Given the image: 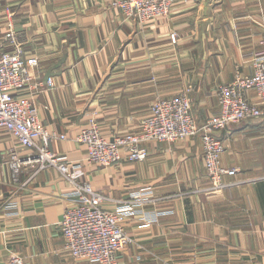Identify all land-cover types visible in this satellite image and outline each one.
Segmentation results:
<instances>
[{"label":"crops","instance_id":"obj_1","mask_svg":"<svg viewBox=\"0 0 264 264\" xmlns=\"http://www.w3.org/2000/svg\"><path fill=\"white\" fill-rule=\"evenodd\" d=\"M110 1L0 0V36L11 25L38 59L18 94L32 99L49 132L65 135L49 149L70 163L87 154L74 138L92 116L113 139L137 132L157 99L187 92L203 122L218 110L219 85L250 74L252 58L264 52V0H177L167 18L143 25ZM217 138L221 164L238 169L219 192L207 191L199 136L144 142L142 161L84 163L104 208L134 193L145 198L122 223L131 242L118 264H264V118L231 124ZM12 145L0 130V264L14 255L24 264H98L63 248L60 221L73 185L36 162L14 180L5 160ZM11 198L16 213L5 209Z\"/></svg>","mask_w":264,"mask_h":264},{"label":"built area","instance_id":"obj_2","mask_svg":"<svg viewBox=\"0 0 264 264\" xmlns=\"http://www.w3.org/2000/svg\"><path fill=\"white\" fill-rule=\"evenodd\" d=\"M177 0H111L110 6L120 10L126 19L139 25L169 16ZM175 41V34H171ZM35 56L27 55L18 40L14 28L0 36V130L13 145L7 149L6 159L14 180L18 179L23 164L36 162L39 169L51 166L73 185L67 195L71 204L63 214L60 229L64 250L76 259H86L98 264H118L117 253L126 248L131 239L123 228V221L134 214L145 198L134 193L128 199L117 201L111 210L103 207L107 199L95 191L85 179L84 163L109 166L120 161H142L148 155L144 142H175L199 136L202 142V159L209 192H219L228 184L225 176H234L238 169L225 167L220 156L224 151L217 134L227 126L242 121L264 118V52L251 60L252 71L248 75L236 74L226 84L219 85L216 97L218 110L203 122L196 121L187 92L157 99L135 133L106 138L100 131L97 119L92 116L74 141L87 147L82 161L67 162L61 155L49 149L54 139L65 135L49 132L41 124L32 99L18 94L33 81ZM47 86H52L49 79ZM39 88V87H38ZM253 92L257 101L250 98ZM21 151L26 155L21 156ZM8 213H16L18 202L11 198L4 205ZM9 264H24L20 256L11 257ZM191 264H197L195 262Z\"/></svg>","mask_w":264,"mask_h":264}]
</instances>
